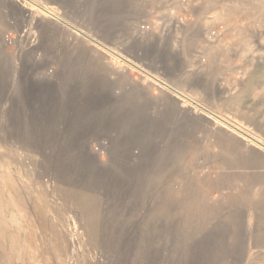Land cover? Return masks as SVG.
Here are the masks:
<instances>
[{
  "label": "rangeland",
  "instance_id": "rangeland-1",
  "mask_svg": "<svg viewBox=\"0 0 264 264\" xmlns=\"http://www.w3.org/2000/svg\"><path fill=\"white\" fill-rule=\"evenodd\" d=\"M33 1L158 90L0 2V144L47 207L22 236L26 264H264V157L181 106L196 100L264 151V0ZM2 175L36 207L8 184L15 162L0 158ZM9 249L0 264H19Z\"/></svg>",
  "mask_w": 264,
  "mask_h": 264
},
{
  "label": "bare ground",
  "instance_id": "bare-ground-1",
  "mask_svg": "<svg viewBox=\"0 0 264 264\" xmlns=\"http://www.w3.org/2000/svg\"><path fill=\"white\" fill-rule=\"evenodd\" d=\"M0 2L4 3V5H8L11 9L17 11L18 13L20 12L23 16L28 14L30 20H34L39 24L51 26L66 32L73 38L77 45H85L93 58L104 61L109 69L122 74L135 76L137 78V83L144 90L150 88H155L156 91L158 90V85H155V81L152 80L150 75L134 74L133 66L125 63L123 60L114 55L108 56L103 48H100L97 46V44H94L95 40L91 36L77 31L69 23L59 17L54 9L51 10L42 5L36 7L33 4V0H0ZM261 3L262 1H260L259 4ZM262 11L264 12V3L262 4ZM190 100L191 102L188 100L181 102V106L184 109L186 116L190 119L191 124L195 126L209 127V123L213 122L211 121L210 117L214 116L216 125L215 131L217 132L216 138L218 140H221L225 144L232 145L248 158L262 160L261 158L264 157V151L261 150L263 145L258 139L248 134L249 130L236 124V122H231L224 119L223 117L215 115L196 100ZM16 152V148L2 146L0 144V158L7 161L11 166H13L14 162L16 163V176L10 178L8 184L14 185L19 193L25 195L24 197H35L39 202L36 203L37 205L35 208L29 210L26 204L23 202L19 203L16 198L8 193V186L5 185L4 176H0V227L8 228V231H1L2 236H0V241L7 243L8 247L10 248L9 253L12 257H16L17 255L19 264H26V262L29 261V258L26 251V245H23L22 242V236H24L26 227L34 223V221H39L41 225L45 226L47 222V210L45 209H47V207L43 203V191H34L33 185L22 182L17 177V174L21 173V171H28L30 169V165L22 161L24 159V156L21 155L22 153L19 154V152L17 154ZM25 157L35 160L33 156L27 155ZM22 208L26 211H23ZM84 242L85 240H82L79 246L84 245ZM70 248L74 250V244L71 242L70 244L65 245L66 252H68Z\"/></svg>",
  "mask_w": 264,
  "mask_h": 264
}]
</instances>
